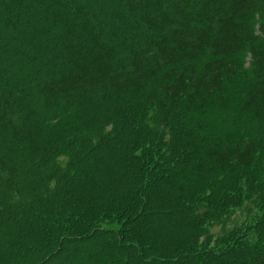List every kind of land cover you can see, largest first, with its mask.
Here are the masks:
<instances>
[{
	"label": "trees",
	"instance_id": "16d2710c",
	"mask_svg": "<svg viewBox=\"0 0 264 264\" xmlns=\"http://www.w3.org/2000/svg\"><path fill=\"white\" fill-rule=\"evenodd\" d=\"M1 188L0 264H264V0H0Z\"/></svg>",
	"mask_w": 264,
	"mask_h": 264
},
{
	"label": "rangeland",
	"instance_id": "374dc122",
	"mask_svg": "<svg viewBox=\"0 0 264 264\" xmlns=\"http://www.w3.org/2000/svg\"><path fill=\"white\" fill-rule=\"evenodd\" d=\"M243 56H245V53H243ZM123 156H125V154ZM31 172H32L31 169H29L28 174H27V178L25 180L27 182H29V185L31 184V186H32L34 182H33V177L31 176ZM69 186H72V187L69 188ZM85 188L86 187L84 184H80V183L76 182L75 180H73L69 185L65 186V188L63 189L61 200L65 201V200H67V198L69 196V197H72V199H79V200L86 201L85 205H79L78 206V207L82 208V209H78V210H80V212L82 211V213H79V214L74 213V216H79L80 218L88 219L90 213H92L93 210L96 207H98V204L96 202H93V198L95 196L93 194V192L90 191L88 188H87V190ZM0 192L5 193V190H3L1 188ZM56 195L57 194L54 195V193H53V194H51V197L54 198V196L56 197ZM48 196L50 197V194H48ZM160 199H161V196H159L157 198L158 201ZM158 201L153 203V205L158 206V207L162 206L166 209H170V207H172L174 205V201L172 200L171 196L164 197L161 202H158ZM29 205H30L29 203L28 204L24 203L22 206L15 205V206L9 207L8 209L0 211V223L3 224L4 222L13 218L12 220L14 222L15 232L22 239L26 238L25 233L27 232V221H29L30 218H32L31 216L35 212L38 211L37 209L32 208V206L30 207ZM41 206H42V209L44 208L43 210H45L42 212L41 215L42 216L47 215L48 218L42 219L41 221L38 222V228H39L38 235H41V239L43 238L44 240L47 239V241H49L46 244L47 246L49 244H51L52 247H54V249L52 248V250L50 251L49 256L43 261V264H69L68 261L66 260L67 256H66V253L64 252L65 250L62 249V247H59L57 243H55L56 241L54 239V235H55L54 230L49 229V225L53 222L51 214L54 215L55 210L57 208H59V203L54 202V199H53V200H49L48 203L46 204V206H43V205H41ZM242 215L243 214H241V215L239 214V217H242ZM150 218H151L150 216L145 215V216L140 217V219L137 220V222L132 223V224H128L127 226H124L125 227L124 230L127 233V236L129 238H130V236H135V237H133L134 240L137 239L138 242L141 243L143 248H144V246L149 245L151 243V241H153L152 242L153 248L148 251L150 253L156 252L159 249H163L164 251L168 250V245L167 246L162 245L161 247H158V246L156 247V243H157V239H158L157 237H160V236H157L156 231H153V230L146 231L144 229L146 222L149 221ZM170 218H172V216H170ZM170 221H171V219L169 220V222ZM43 236H45V237H43ZM92 238L94 240H98L100 238V236L99 235H93ZM154 243H155V247H154ZM110 246L113 248L112 244H110ZM112 248H110V249L112 250ZM150 248H151V246H150ZM156 248H158V249H156Z\"/></svg>",
	"mask_w": 264,
	"mask_h": 264
}]
</instances>
